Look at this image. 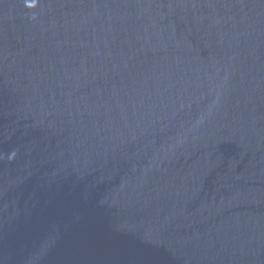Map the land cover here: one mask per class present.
Here are the masks:
<instances>
[{
  "label": "water",
  "instance_id": "water-1",
  "mask_svg": "<svg viewBox=\"0 0 264 264\" xmlns=\"http://www.w3.org/2000/svg\"><path fill=\"white\" fill-rule=\"evenodd\" d=\"M0 264H264V0H0Z\"/></svg>",
  "mask_w": 264,
  "mask_h": 264
}]
</instances>
